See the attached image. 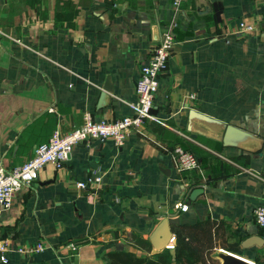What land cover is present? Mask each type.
Returning <instances> with one entry per match:
<instances>
[{
    "label": "crops",
    "instance_id": "0c3cea01",
    "mask_svg": "<svg viewBox=\"0 0 264 264\" xmlns=\"http://www.w3.org/2000/svg\"><path fill=\"white\" fill-rule=\"evenodd\" d=\"M241 22L254 31L242 32ZM174 23L156 115L123 146L80 143L65 167L44 166L15 193L0 222L9 264H111L117 244L146 257L128 237L149 240L169 217L222 220L233 238H264L254 219L264 205V0H188L179 10L172 0H0V168L28 162L56 131L81 127L86 113L110 122L134 115L141 69ZM108 80L115 94L100 109ZM191 111L255 139L225 146L224 127ZM176 146L196 153L200 168L181 172ZM93 176L101 183L77 187ZM196 189L203 194L193 202ZM179 202L189 211L178 212ZM39 243L40 253L15 252Z\"/></svg>",
    "mask_w": 264,
    "mask_h": 264
},
{
    "label": "built area",
    "instance_id": "2783aa9c",
    "mask_svg": "<svg viewBox=\"0 0 264 264\" xmlns=\"http://www.w3.org/2000/svg\"><path fill=\"white\" fill-rule=\"evenodd\" d=\"M188 0H172V6L179 10L181 5ZM176 24L165 29L158 46L153 52L149 63L142 67L140 77L136 83L137 103L135 114L121 120L110 122L106 120L96 121L90 113L84 115L83 125L68 135H62L56 131L49 141L39 146L32 159L10 171L0 168V222L6 212L13 205L14 195L22 188L29 187L38 177L41 168L48 164L55 165L58 169L65 167L70 160L72 152L80 143H90L94 140H112L117 146H123L129 133L141 127L148 119L154 108V101L159 91L160 78L168 70V62L176 43L174 29ZM242 32L254 31L253 26L244 22L239 24ZM175 163L181 172H192L200 168L199 156L181 146H176L172 152ZM102 178L93 176L85 181L77 183L82 190H89L93 185L100 184ZM175 209L186 213L190 209L188 203L179 202ZM256 225L264 232V205L256 209L254 214ZM171 240L167 250H173L175 245ZM10 239L0 238V263L9 264L11 249ZM72 251L78 250V245L71 243L68 246ZM45 250V246L39 243L35 246L18 247L15 252L23 256H32ZM252 264H255L252 262Z\"/></svg>",
    "mask_w": 264,
    "mask_h": 264
},
{
    "label": "trees",
    "instance_id": "16d2710c",
    "mask_svg": "<svg viewBox=\"0 0 264 264\" xmlns=\"http://www.w3.org/2000/svg\"><path fill=\"white\" fill-rule=\"evenodd\" d=\"M197 140L212 147L207 139ZM172 232L176 238L173 250L166 249L152 254L154 249L151 242L140 235L132 234L128 237L129 245L151 255L142 257L135 252L115 250L109 252L107 257L111 264H222L219 259L220 250L243 255L242 243L245 239L233 238L222 220L207 219L194 224H176L172 227ZM263 251L261 248L255 264H264Z\"/></svg>",
    "mask_w": 264,
    "mask_h": 264
},
{
    "label": "water",
    "instance_id": "95a60500",
    "mask_svg": "<svg viewBox=\"0 0 264 264\" xmlns=\"http://www.w3.org/2000/svg\"><path fill=\"white\" fill-rule=\"evenodd\" d=\"M103 91L105 94L102 95V101L99 104V108H103V101L106 99L108 95L114 96V87L111 84V82L108 80V83L104 86ZM151 115H156V111L154 109L151 110L150 112ZM191 116L197 117L204 122L211 123V124H217L221 125L224 127L225 132L223 136V143L225 146H238L242 142H248L251 141L254 138V136L248 132L243 131L242 129L233 126V125H227V124H222V122L212 119L210 117H207L203 114H200L196 111H191ZM203 194L202 189H196L191 193L190 200L191 201H196L197 197ZM180 220L178 218H165L162 220V222L156 227V229L153 231L151 236L149 237V241L151 242L153 248L157 252H161L167 249L168 245L170 244L171 240H174L173 243L175 245L176 243V238L172 232V226L179 224ZM259 247L263 248L264 247V238L261 236H251L247 238L245 241L242 243L243 248H252V247ZM122 244H117L116 249L117 250H122ZM219 259L221 260L222 264H252L251 261L236 255L234 253L221 250L219 254Z\"/></svg>",
    "mask_w": 264,
    "mask_h": 264
},
{
    "label": "rangeland",
    "instance_id": "374dc122",
    "mask_svg": "<svg viewBox=\"0 0 264 264\" xmlns=\"http://www.w3.org/2000/svg\"><path fill=\"white\" fill-rule=\"evenodd\" d=\"M255 248H257V250H255L253 247L252 248H244L242 250V253H243L242 257H244L245 259L255 263V259L260 256L259 247H255ZM262 250H264V247L262 248Z\"/></svg>",
    "mask_w": 264,
    "mask_h": 264
}]
</instances>
